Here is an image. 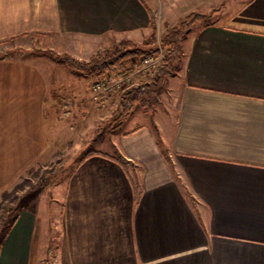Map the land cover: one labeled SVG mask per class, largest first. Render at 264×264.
Returning <instances> with one entry per match:
<instances>
[{
	"label": "crops",
	"instance_id": "0c3cea01",
	"mask_svg": "<svg viewBox=\"0 0 264 264\" xmlns=\"http://www.w3.org/2000/svg\"><path fill=\"white\" fill-rule=\"evenodd\" d=\"M151 13L147 0H0V42L36 36L75 52L137 41ZM215 14L180 40L164 122L113 132L106 153L126 162L77 152L51 189L59 231L49 235L23 205L0 239V264H50L49 246L54 264H264V0H229ZM64 68L61 77L0 56L1 193L61 152L69 137L57 112L83 124L93 110V77Z\"/></svg>",
	"mask_w": 264,
	"mask_h": 264
},
{
	"label": "rangeland",
	"instance_id": "374dc122",
	"mask_svg": "<svg viewBox=\"0 0 264 264\" xmlns=\"http://www.w3.org/2000/svg\"><path fill=\"white\" fill-rule=\"evenodd\" d=\"M147 2L154 9L153 15L151 13L149 34L137 41H130L139 45L151 40L150 45L147 44V47H151L153 52L145 53V55L153 54L155 55V59L152 62V66L148 68L149 70H145L146 73L136 72L137 69H141L142 64H139L141 55L134 58L130 57L125 61L127 67L130 69V82L133 84L148 81L155 74L156 66L161 62V57L166 53L161 39L169 29L178 26L184 19H187L189 25L182 32L184 36L190 29L204 25L212 20H218L215 12L221 6L224 7L229 0H147ZM121 40L122 38L114 40L108 45L101 42L95 44V46L80 44L75 49V52L68 48H66L65 52L51 50L48 48V43H41V40L36 36L15 37L0 42V56H17L39 61L46 69L51 68L55 74L57 73L56 75L60 74L61 77H65L67 74L64 68L65 64L59 61L57 55L68 53L77 59L87 61L98 49H109ZM155 49L156 51H154ZM58 50L64 49L58 48ZM178 54L181 61V49H179ZM179 67L168 75L167 82L160 91L159 100L153 111L149 114H145L139 106L134 105L126 115L117 116L120 111L119 96L122 91L119 89L104 92L97 97L92 96L93 98L91 100H94V108L87 114L88 117L90 116V120L86 122L88 117L84 118L83 124H80L83 119L78 118V116V119L74 121L71 117L67 116L68 114L66 112L61 115L60 111H55L57 112V116L54 118V122L58 125V128H61V126L65 128L63 134L68 135L69 139L65 141V138H63L60 153L55 157L46 158L44 163L33 165L24 178L9 189L2 191V193L1 187L7 184L0 183V239L11 225L19 208L23 205L35 209L37 214L42 218L41 227H45L46 232L50 230L49 235L51 233L52 236L55 231H59V218L56 216L58 202L54 201L55 195L53 193L54 191H52L53 182H59L65 178L63 175L64 170H68L79 160L80 154L76 155L77 152L82 151L84 153L87 150L96 149L113 154L115 143L112 134L116 129L127 130L130 126L139 124L144 119L152 120L154 115L161 119L160 121L164 122L165 115L163 113L167 112V102L172 100L175 90V85L171 77L176 75ZM111 74H114V72H111ZM98 78L100 77L94 76L92 80L94 81ZM85 80L80 81L78 85L73 83L71 87L84 88L88 79L85 78ZM67 88H69V84ZM79 98L80 95L78 94L77 99ZM84 100L81 99L79 102L82 103ZM102 100H104L103 104H101ZM120 119L121 122L113 126ZM89 121H92L93 124ZM69 130L72 132L71 135ZM74 154L76 156H73ZM131 170L134 171V174L138 173L135 168H131ZM11 176L15 177V175ZM50 248L52 247L49 246L44 257L45 261L49 260L51 262L50 264H54L52 262L53 253L50 252Z\"/></svg>",
	"mask_w": 264,
	"mask_h": 264
},
{
	"label": "trees",
	"instance_id": "16d2710c",
	"mask_svg": "<svg viewBox=\"0 0 264 264\" xmlns=\"http://www.w3.org/2000/svg\"><path fill=\"white\" fill-rule=\"evenodd\" d=\"M188 25L189 21L184 19L178 26L172 27L165 33L161 41L166 53L156 66L155 74L148 81L132 84L121 91L119 96L120 111L117 116L126 115L134 105L139 106L145 114L153 111L159 100L160 91L167 82L168 75L180 65L181 61L178 54L180 40L183 37L182 32L185 28H188ZM150 42L151 40L137 45L128 39H122L109 49H98L87 61L77 59L68 53H61L57 56L59 61L85 77H103L107 72L120 75L130 71L125 63L128 58L153 52L151 47H147ZM94 153L112 157L120 162H126L118 153L109 155L106 152L94 149L84 152L81 158L83 159Z\"/></svg>",
	"mask_w": 264,
	"mask_h": 264
},
{
	"label": "built area",
	"instance_id": "2783aa9c",
	"mask_svg": "<svg viewBox=\"0 0 264 264\" xmlns=\"http://www.w3.org/2000/svg\"><path fill=\"white\" fill-rule=\"evenodd\" d=\"M155 59V55L153 54H148V55H141L139 58V64L141 65V69H137V73H146L152 66V62ZM146 70V71H145ZM130 73H125L123 75H115L111 74L110 72H107L103 77H100L94 81H92L91 84V93L93 97H97L100 94L104 92H109L113 89H119V90H124L128 86H130Z\"/></svg>",
	"mask_w": 264,
	"mask_h": 264
}]
</instances>
